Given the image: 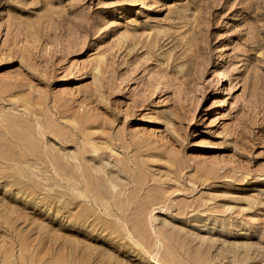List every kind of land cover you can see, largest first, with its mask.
Segmentation results:
<instances>
[{
  "label": "rangeland",
  "instance_id": "rangeland-1",
  "mask_svg": "<svg viewBox=\"0 0 264 264\" xmlns=\"http://www.w3.org/2000/svg\"><path fill=\"white\" fill-rule=\"evenodd\" d=\"M0 264H264V0H0Z\"/></svg>",
  "mask_w": 264,
  "mask_h": 264
},
{
  "label": "bare ground",
  "instance_id": "bare-ground-1",
  "mask_svg": "<svg viewBox=\"0 0 264 264\" xmlns=\"http://www.w3.org/2000/svg\"><path fill=\"white\" fill-rule=\"evenodd\" d=\"M217 72H216V75H215V77H220V75L222 74V72H221V70L220 69H218V70H216Z\"/></svg>",
  "mask_w": 264,
  "mask_h": 264
}]
</instances>
